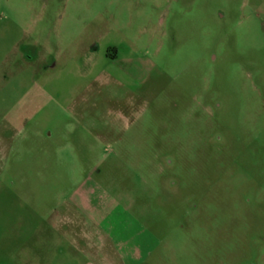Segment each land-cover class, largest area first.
<instances>
[{"label":"rangeland","instance_id":"rangeland-1","mask_svg":"<svg viewBox=\"0 0 264 264\" xmlns=\"http://www.w3.org/2000/svg\"><path fill=\"white\" fill-rule=\"evenodd\" d=\"M4 73L29 129L86 140L58 142L54 183L124 198L142 264H264V0H0ZM35 223L0 218V264H65Z\"/></svg>","mask_w":264,"mask_h":264},{"label":"crops","instance_id":"crops-1","mask_svg":"<svg viewBox=\"0 0 264 264\" xmlns=\"http://www.w3.org/2000/svg\"><path fill=\"white\" fill-rule=\"evenodd\" d=\"M4 74H0V112L2 108L5 112L4 116H0V218L36 222L33 226L38 236H47L52 232V239L47 243L53 244L54 250L62 243L67 246L69 256L64 260L65 264H76L77 259L81 260L79 264L146 262L157 241L124 204V198L121 200V197L118 199L112 196L103 189V184L91 177L69 186L66 194L59 191L61 187L54 183L55 172L58 171L57 157H60L62 149L58 142L86 140L76 136L61 138L50 132L43 134L40 129H29L31 120L23 101L28 94L13 105L10 101L11 94L7 95V78L10 75ZM95 137L93 140L97 142L109 140L108 136ZM30 141L36 143L32 152H29L26 143ZM63 151L69 156L78 152L75 145L70 143L64 145ZM32 170L40 174L36 187L40 190L38 199H29L26 191L21 195V189L32 188L30 183L22 182L25 173ZM7 174L17 179L18 183H7ZM9 188L20 189V195L14 192L12 198H8L6 191ZM131 200L133 199L128 200L127 204L133 203ZM41 228L48 230L47 233L41 235ZM45 248L48 249L49 246ZM58 250L60 255L64 253L61 248Z\"/></svg>","mask_w":264,"mask_h":264}]
</instances>
